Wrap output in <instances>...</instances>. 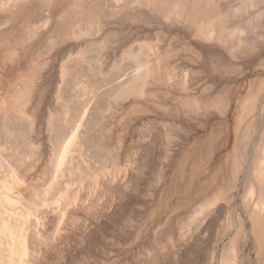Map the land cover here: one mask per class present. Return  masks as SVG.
<instances>
[{"label": "rangeland", "instance_id": "obj_1", "mask_svg": "<svg viewBox=\"0 0 264 264\" xmlns=\"http://www.w3.org/2000/svg\"><path fill=\"white\" fill-rule=\"evenodd\" d=\"M263 80L264 0H0V264H264Z\"/></svg>", "mask_w": 264, "mask_h": 264}, {"label": "bare ground", "instance_id": "obj_2", "mask_svg": "<svg viewBox=\"0 0 264 264\" xmlns=\"http://www.w3.org/2000/svg\"><path fill=\"white\" fill-rule=\"evenodd\" d=\"M261 79V78H260ZM261 86L264 87V80L261 83ZM253 87V86H252ZM262 87V88H263ZM259 91H261L260 89L256 92L257 94L255 95L254 98L251 99H247L241 102V107H240V111L239 114L236 116L235 118V131H234V135H235V139L238 135L237 132V128L238 126L245 122L247 119H250L251 121L257 120V118L259 117L260 120H262V122L264 123V114L260 113V116H256L253 113V110L255 108V102H257L258 98H259ZM249 94H251V92H249ZM249 98V97H248ZM254 102V104H253ZM264 108V103L260 105V109L263 110ZM255 116V117H254ZM13 119V118H12ZM14 120V119H13ZM3 124V123H2ZM2 126V125H1ZM14 128V127H13ZM8 130V129H7ZM5 131V130H4ZM10 131V130H9ZM8 131V132H9ZM15 131V130H14ZM6 132V131H5ZM11 132V131H10ZM11 134V133H10ZM260 134V133H259ZM64 135V134H63ZM264 133H262V138H263V145L260 149V156L258 158H256V160L253 163V175L255 177V180L258 182V185L260 188L264 187ZM236 141V140H235ZM8 142V141H7ZM4 143V142H3ZM235 148V147H234ZM235 151V153L237 152L235 149H233ZM237 154V153H236ZM236 154H234V156L236 157ZM262 190V189H261ZM263 194V193H262ZM261 200V198H260ZM255 222L258 221V215L255 216ZM259 230L260 227L258 225H256ZM256 226H254L255 228H257ZM253 227V228H254ZM257 228V230H258ZM262 229V228H261ZM261 231V230H260ZM235 252V251H234ZM230 254V253H229ZM235 257V256H234Z\"/></svg>", "mask_w": 264, "mask_h": 264}]
</instances>
